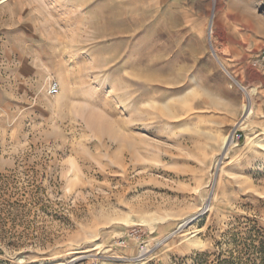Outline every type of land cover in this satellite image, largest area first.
<instances>
[{"label":"rangeland","instance_id":"374dc122","mask_svg":"<svg viewBox=\"0 0 264 264\" xmlns=\"http://www.w3.org/2000/svg\"><path fill=\"white\" fill-rule=\"evenodd\" d=\"M263 46L264 0H3L0 264H264Z\"/></svg>","mask_w":264,"mask_h":264},{"label":"built area","instance_id":"2783aa9c","mask_svg":"<svg viewBox=\"0 0 264 264\" xmlns=\"http://www.w3.org/2000/svg\"><path fill=\"white\" fill-rule=\"evenodd\" d=\"M251 65L254 68L264 70V46L261 47L254 55ZM60 84L57 80L52 81L48 87V94L51 96L56 95L59 92ZM242 137L238 128L232 130L231 140H239Z\"/></svg>","mask_w":264,"mask_h":264},{"label":"bare ground","instance_id":"6f19581e","mask_svg":"<svg viewBox=\"0 0 264 264\" xmlns=\"http://www.w3.org/2000/svg\"><path fill=\"white\" fill-rule=\"evenodd\" d=\"M2 1L3 0H0V3H2ZM212 24V23H211ZM253 90H255V89H253ZM253 90H252V92H253ZM249 111V110H248ZM248 111H246V113H248V116H249V114L251 113V109H250V111L248 112ZM231 134H230V136L229 135H227V136H225L224 137V139H223V147L224 148H226L227 147V145L229 144V143H231ZM195 218V214H191V215H189L184 221V223H190L193 219ZM95 241H97L96 240V238H92V240H90L89 242L90 243H92V242H95ZM140 257V256H139ZM59 264H65V263H59Z\"/></svg>","mask_w":264,"mask_h":264},{"label":"crops","instance_id":"0c3cea01","mask_svg":"<svg viewBox=\"0 0 264 264\" xmlns=\"http://www.w3.org/2000/svg\"><path fill=\"white\" fill-rule=\"evenodd\" d=\"M262 72L264 73V70H262Z\"/></svg>","mask_w":264,"mask_h":264}]
</instances>
